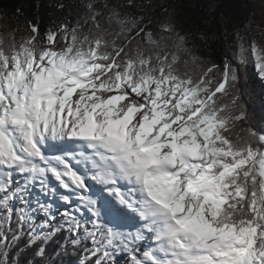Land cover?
I'll return each mask as SVG.
<instances>
[{
	"label": "snow or ice",
	"instance_id": "obj_1",
	"mask_svg": "<svg viewBox=\"0 0 264 264\" xmlns=\"http://www.w3.org/2000/svg\"><path fill=\"white\" fill-rule=\"evenodd\" d=\"M101 15L88 31L62 26L43 40L31 22L30 35H0V264L29 249L54 264L55 202L70 205L71 194L94 219L89 228L65 209L70 243L91 239L94 264L124 251L130 264H264V128H238L248 117L231 92L237 71L197 75L173 23L154 34L143 17ZM249 47L264 78V46ZM247 53L240 45L242 65ZM37 183L53 202L34 209Z\"/></svg>",
	"mask_w": 264,
	"mask_h": 264
},
{
	"label": "trees",
	"instance_id": "obj_2",
	"mask_svg": "<svg viewBox=\"0 0 264 264\" xmlns=\"http://www.w3.org/2000/svg\"><path fill=\"white\" fill-rule=\"evenodd\" d=\"M89 5L93 7L89 8ZM111 9H116L123 15L143 17L147 31L154 34L160 33L164 24L173 23L176 31L187 41L188 53H182V58L189 60V68L197 75L215 65L213 75L219 80L224 65L230 64L238 74V80L231 92L241 96V103L245 105L248 117L247 121L239 123L238 128L249 126L256 129L264 128V81L252 66L242 65L239 60L238 32L250 22L253 12L251 0L26 1L9 9H0V35L13 30H18L17 39L30 35L29 22L38 26L40 40H43L49 31L55 32L62 26L72 29L80 25L84 31H88L92 27L90 17L93 11L102 14L97 18L103 23L107 21ZM60 35H64L63 31H60ZM192 58H195V63H192ZM179 67L184 70L183 63ZM229 100L230 96H226L222 102L227 103ZM30 192L28 199L31 200L34 209L37 208V200L41 203L53 202V199L41 194L38 183L30 188ZM20 206L18 202L16 208ZM59 206L68 207L67 204L56 200L55 209L58 210L55 211L56 220L52 224L54 227L61 226L63 230L45 245L54 264H94L96 257L89 254V249L94 247L91 239L85 237L81 245L76 247L71 245L73 233L68 231L69 225L65 223L66 218L62 215L64 211L62 208L59 209ZM69 210L74 212L77 219L88 221L89 228L92 227L91 220L94 218L81 204L72 206ZM35 215L38 224L44 223L47 219L42 212L37 211ZM16 221L17 217L14 215L10 222L12 231H17ZM12 231L8 232L9 237ZM122 231L128 232L126 229ZM26 233L27 229L19 234L23 239H27ZM76 238H79V234ZM23 239L20 248L24 247ZM15 259L16 256L13 254L11 261ZM41 259L34 254V249H29L22 251L20 264H41ZM115 264H130L129 253L118 252Z\"/></svg>",
	"mask_w": 264,
	"mask_h": 264
},
{
	"label": "rangeland",
	"instance_id": "obj_3",
	"mask_svg": "<svg viewBox=\"0 0 264 264\" xmlns=\"http://www.w3.org/2000/svg\"><path fill=\"white\" fill-rule=\"evenodd\" d=\"M252 2V16L250 22L247 26L238 32V42H239V49L240 45H243L246 49H248V63L252 66L256 72L259 73L258 69L255 67V56L251 54V49L249 47L250 44H257L264 46V0H251ZM61 36V35H60ZM58 37V39L60 38ZM240 60V58H239ZM260 78V74L258 75ZM264 81V78H262ZM55 186V182H52ZM61 193H64L63 189H59ZM67 194V193H65ZM72 201H79L75 194H71ZM138 225V224H137ZM135 227H137L135 225ZM140 225L138 226V228ZM48 231V229H44Z\"/></svg>",
	"mask_w": 264,
	"mask_h": 264
},
{
	"label": "water",
	"instance_id": "obj_4",
	"mask_svg": "<svg viewBox=\"0 0 264 264\" xmlns=\"http://www.w3.org/2000/svg\"><path fill=\"white\" fill-rule=\"evenodd\" d=\"M41 2L43 0H0V9L5 10L13 7L14 5L20 4L22 2Z\"/></svg>",
	"mask_w": 264,
	"mask_h": 264
}]
</instances>
